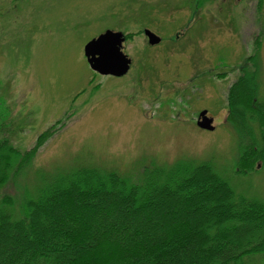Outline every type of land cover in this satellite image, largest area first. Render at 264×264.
I'll return each mask as SVG.
<instances>
[{"label":"rangeland","instance_id":"374dc122","mask_svg":"<svg viewBox=\"0 0 264 264\" xmlns=\"http://www.w3.org/2000/svg\"><path fill=\"white\" fill-rule=\"evenodd\" d=\"M145 29L160 44L149 45ZM106 30L130 38L124 77L87 63L85 45ZM246 74L264 104V0H0V138L22 152L40 144L2 191L10 212L79 168L138 182L146 168L183 160L213 164L238 195L264 203V161L238 172L242 140L229 121L230 90ZM204 110L214 131L197 126ZM11 252L0 247L1 257Z\"/></svg>","mask_w":264,"mask_h":264},{"label":"trees","instance_id":"16d2710c","mask_svg":"<svg viewBox=\"0 0 264 264\" xmlns=\"http://www.w3.org/2000/svg\"><path fill=\"white\" fill-rule=\"evenodd\" d=\"M255 78L242 76L228 98L229 121L242 140L238 172L243 176L264 161V104L257 102ZM254 124L261 126L260 141L254 140ZM39 146L22 152L0 138V247L12 250L0 256L3 263L253 264L264 255V203L238 195L208 162L151 166L138 182L79 168L25 202L20 213L10 212L15 202L2 191ZM203 207L206 214L190 218L191 210Z\"/></svg>","mask_w":264,"mask_h":264},{"label":"water","instance_id":"95a60500","mask_svg":"<svg viewBox=\"0 0 264 264\" xmlns=\"http://www.w3.org/2000/svg\"><path fill=\"white\" fill-rule=\"evenodd\" d=\"M145 35L152 46L158 45L161 38L150 30ZM125 37L123 33L111 30L101 34L85 46V56L91 69L102 76L123 77L131 67V59L122 51ZM198 126L201 129L213 131V119L207 116L204 111L200 114Z\"/></svg>","mask_w":264,"mask_h":264}]
</instances>
